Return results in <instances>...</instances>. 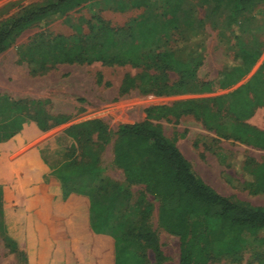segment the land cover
Wrapping results in <instances>:
<instances>
[{"label":"rangeland","instance_id":"374dc122","mask_svg":"<svg viewBox=\"0 0 264 264\" xmlns=\"http://www.w3.org/2000/svg\"><path fill=\"white\" fill-rule=\"evenodd\" d=\"M46 1L52 0H0V23ZM233 10V4L216 8L215 0H91L61 19L29 27L0 55V264H104L75 237L78 226L90 223L86 207L63 201L81 182L62 185L51 174L73 162L96 165L82 187L94 199H116L115 230L130 240L141 264H179L177 221L162 220L150 188L129 180L115 163L119 126L143 121L154 106L171 110L153 112L151 123L175 142L206 185L234 202L264 207V148L225 127L264 131V103L242 122L227 111L233 91L257 74L264 82V1L231 23ZM144 22L155 23L157 33L136 66L59 61L70 47L92 56L117 54L131 29ZM57 38L65 39V48ZM102 44L109 47L105 53ZM191 49L201 61L196 90L172 95L179 74L168 67V55ZM253 57L258 60L236 85L217 89L225 73L240 76ZM187 101L193 102L190 113L178 116L175 104ZM93 120L102 123L103 137L80 140L73 156L65 131ZM136 163L148 167L147 160ZM194 226L187 220L183 230ZM211 247L208 264H264V233Z\"/></svg>","mask_w":264,"mask_h":264},{"label":"trees","instance_id":"16d2710c","mask_svg":"<svg viewBox=\"0 0 264 264\" xmlns=\"http://www.w3.org/2000/svg\"><path fill=\"white\" fill-rule=\"evenodd\" d=\"M91 0H52L39 5L23 7L21 12L0 23V55L5 52L12 43L29 27L44 21L58 20ZM264 0H215L216 8L225 9L234 5L233 16L229 22L234 23L238 15L253 9ZM157 33V25L152 22H144L131 29V39L126 42L117 54H105L92 56L78 48H68L64 55L60 56L62 63L84 64L92 61H101L107 65L124 66L127 64L136 66L138 54L152 43ZM63 47L65 39L57 38ZM104 53L109 48L102 44ZM44 46H41V50ZM170 64L178 74L179 79L175 84V94L185 95L195 92L196 73L201 64L200 56L194 49L185 52H174L168 55ZM257 57H253L240 76L225 73L217 89L225 90L236 85L249 72V67L256 63ZM258 88L253 89L254 86ZM259 74L250 79L230 94L231 104L228 113L234 115L237 121L248 120L254 110L264 103V90ZM208 85V84H207ZM208 91V89H207ZM250 93L253 96L250 97ZM217 99L216 101H221ZM193 102H180L175 104L179 114L190 113L189 104ZM171 112L167 107L154 106L145 112V119L141 122L120 125L118 128V146L115 150V163L122 168L127 178L131 181L145 183L160 201V217L162 220L173 218L177 221L176 233L180 239L179 264H208L210 260L211 246L215 241L223 242L234 239L243 234L253 237L264 233V207H252L250 205L234 202L224 197L206 185L195 173L190 164L183 157L174 141L169 140L161 127L153 125V112ZM156 117V116H155ZM17 121L16 119H12ZM229 133L237 136L244 142L252 143L256 147L264 148V131H257L247 127H240L228 123L225 125ZM97 133L103 137L104 127L98 120L83 122L68 128L65 134L71 139L69 149L73 150V156L80 140H89ZM138 160H147L148 167L140 166ZM75 160V159H72ZM94 163L81 166L73 162L64 169L52 170L53 178L62 185L81 182L78 189L63 196L65 205L77 208L78 203L86 207L90 223L78 226L74 232L80 242L88 244L90 250H96L104 261V264H141L139 256L132 248L130 240L125 234L115 230V222L118 219V206L116 199L101 201L94 199L85 193L83 184L95 172ZM94 171V172H93ZM264 174V164L259 166V175ZM263 179V178H262ZM74 194L68 199V196ZM186 219V220H185ZM193 221L197 226L191 231L183 230L186 221ZM200 223V225H199ZM202 224V225H201ZM198 229H200L198 231ZM198 231V232H197ZM41 237L44 228L39 227ZM217 239H213V235ZM44 247L48 240L43 237Z\"/></svg>","mask_w":264,"mask_h":264},{"label":"crops","instance_id":"0c3cea01","mask_svg":"<svg viewBox=\"0 0 264 264\" xmlns=\"http://www.w3.org/2000/svg\"><path fill=\"white\" fill-rule=\"evenodd\" d=\"M3 53H4V52H3ZM41 134H42V133H41ZM39 136H40V135H38L37 137H39ZM37 137H36V138H37ZM32 142H33V141H30V143H29V144H31Z\"/></svg>","mask_w":264,"mask_h":264}]
</instances>
